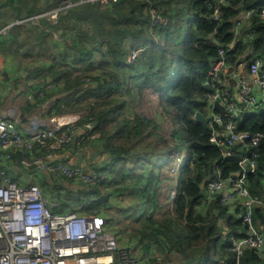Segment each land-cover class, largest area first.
<instances>
[{
  "label": "trees",
  "instance_id": "trees-1",
  "mask_svg": "<svg viewBox=\"0 0 264 264\" xmlns=\"http://www.w3.org/2000/svg\"><path fill=\"white\" fill-rule=\"evenodd\" d=\"M240 3L242 10H251V16L250 26L238 38L233 26ZM62 5L64 0H0V28L13 20L5 32H0V44L21 46L24 59L35 58L44 64L45 85L37 93L36 103L55 97L47 116L81 113V119L68 127L90 123L89 137L67 146L77 150L91 147L103 158V168L97 164L83 168L95 174L93 182L68 179L58 173L67 182L78 184L74 192L65 189L63 206L71 207L67 211L105 217L104 209H115L110 205L111 198L126 195L128 205L116 210L132 209L133 234L140 246L144 245L148 252L154 247L156 252V256H149V264H165L162 258L166 253L177 258L178 264H233V253L225 246L223 223L229 227L227 234L243 235L239 233L240 210L231 212L229 204L220 202V194L209 201L203 196L204 182L218 179V169L222 179L233 176L239 156L236 152L223 157L208 142L204 123L196 121L193 114L206 112L205 96L210 90L203 82L221 47L236 39L234 50L226 52L230 65L248 48V57L260 56L264 60V18L259 16L264 0H229L227 5L215 0L85 1L60 9L56 23L44 17L38 19V24L29 20L16 22ZM214 6L219 7L217 21L210 20ZM150 10L159 13L164 22L151 26ZM252 32L253 37L242 42L241 36ZM139 47L136 60L127 65L128 50ZM138 58H142L140 66ZM128 86L156 93L163 113L172 120L169 134L160 132L158 126L145 131L151 123L147 119L119 116L124 106L120 97ZM215 110H222L218 101ZM111 121L115 124L109 126ZM68 127L59 130L68 132ZM263 127L264 110L245 114L239 123V129L250 132ZM53 152L58 153L37 143L30 151H16L7 172L13 174L12 163L22 166V159L40 157L47 162H68L61 156L50 160ZM172 152L179 154L178 161L182 163L176 172L177 196L169 208L159 203L157 186L164 166L176 163H171ZM257 152V168L248 173L247 182L250 193L263 198L264 138ZM118 163H122L119 172L109 175ZM24 168L38 170L35 166ZM40 170L39 187H48L52 198L59 196L63 187L53 182V171ZM252 216L264 233L262 209L256 206ZM239 264H264V257L258 251L245 249Z\"/></svg>",
  "mask_w": 264,
  "mask_h": 264
},
{
  "label": "built area",
  "instance_id": "built-area-1",
  "mask_svg": "<svg viewBox=\"0 0 264 264\" xmlns=\"http://www.w3.org/2000/svg\"><path fill=\"white\" fill-rule=\"evenodd\" d=\"M85 1L106 3L115 0H64V5L60 8L33 15L24 21L29 20L35 24L40 17H44L51 23H56L60 9ZM215 1L220 5L229 3V0ZM238 7L242 8L241 3ZM218 8L213 7L210 20L219 19ZM150 14L152 23L164 21L154 10ZM250 14L251 10L239 11L233 26L236 37L239 38L241 26L249 23ZM259 16L264 18V9ZM5 30L3 28L1 32ZM253 35V32L247 33L240 39L244 42ZM235 41L236 39L218 50V58L203 82V85L211 88L205 96L206 112L203 115L207 119L204 125L208 142L216 146L225 158L237 152L238 168L226 180L221 178V170L218 169V179L204 182L203 199L209 201L220 194V202L229 204L231 212L235 208L240 210V229L244 228L246 232L239 233L243 235L227 234L229 227L223 223V230L227 235L225 246L233 253V264H239V258L245 249L258 251L264 257V233L252 216L256 206L264 212V197L251 194L247 182L248 172L253 173L257 168V149L264 138V127L255 132L242 130L239 129L238 120L242 114L251 113L256 106H264V60L260 56L248 57L251 52L248 48L241 58L244 62H249L247 75H240L226 61V52L234 50ZM138 52L139 49L128 50L125 63L130 65L134 62ZM224 74L230 77L237 75L236 85L232 87L225 84ZM233 94L238 98H234ZM217 99L224 103V111L215 110ZM90 127V123H85L77 128L68 127V132H60L61 127L57 125L33 126L24 132L17 121L0 111V264H136L139 260H144L143 264H149L146 256L138 260L132 244L119 243L118 233L107 226L104 216L80 213L77 210L54 212L53 204L50 203L52 207L48 208L47 198L39 185L32 180L34 171L29 172L31 179L25 182L18 179L20 175L7 172L16 151H30L37 143L47 150L59 152L66 144L72 141L80 144L89 137ZM20 162L24 167L35 166L38 169L58 172L72 180H95L94 173L66 163L47 162L40 157L31 161L22 159ZM175 179L167 191L171 208L177 196ZM148 255L156 256L154 247L149 249Z\"/></svg>",
  "mask_w": 264,
  "mask_h": 264
},
{
  "label": "rangeland",
  "instance_id": "rangeland-1",
  "mask_svg": "<svg viewBox=\"0 0 264 264\" xmlns=\"http://www.w3.org/2000/svg\"><path fill=\"white\" fill-rule=\"evenodd\" d=\"M102 4H104V3H102ZM150 12H152V10ZM154 24L155 23H152V17H151L150 25L153 26ZM53 35L56 39L57 35H55V33H53ZM59 40H61L60 37H59ZM138 49L141 50V47H139ZM141 59L140 58L137 59V61H136L137 66L141 65V63H142ZM137 68H139V67H137ZM120 98L124 100V106L121 110L118 111L119 116L126 117L129 119L130 118L147 119V120L151 121V123H149L150 126L147 129H145V131L152 129V127L156 128V126H158L160 132L165 133V134H169L170 129L172 127V120L170 119V117L167 114L163 113V110L161 109V107L158 103V97H157L155 92L148 90V89L140 90L139 88H136L135 86L130 88V86H128L127 88L124 89V93H122ZM262 109H263V107H260L256 111L261 112V111H263ZM80 114L81 113L72 114L75 117L72 120L73 122L69 123V124L72 125V124L77 123L82 117ZM65 122H67V121H65ZM65 122L63 121V123H65ZM63 123L62 124H53V125H60L59 127H62V126L68 127L69 126L68 123H65L64 125H63ZM114 124H115V121H111L109 126L114 125ZM67 145L68 144H66L64 146V148L61 149L58 153H60L61 151L62 152L66 151L68 149ZM90 148L91 147L77 150L78 152H76V153L79 154V156H80L79 160H75V159H78L77 154H75L76 156L71 155L72 161L68 160V162H59V163H66V164H69L72 166H76L80 169L84 168V170H87L86 165H88L91 168V166L94 164H97V166H100L101 168H103L104 163L101 162L103 158L101 156H97V153H94V151L91 150ZM171 154H173V157H171L173 159L171 163L176 162V163H178V166H176V163L174 164V166H169V167H167L168 165H165L163 168V172L160 175V179H159L158 186H157L158 187L157 192H158L159 203L168 205L169 208H171V207H170V203H169L170 201L168 199L167 191L171 188V185H172L171 179L176 178V172L178 171V169L180 168V165L182 163L181 160L178 161V156H179L178 153L172 152ZM182 154H185V153H183V151H182ZM91 157H93L94 159H92ZM183 158H185L184 155H183L182 159ZM15 164L12 163V169L15 171V172H13V174L20 175V176H18V179L20 181L25 182L28 179L30 180L31 177L28 174L31 170H27L23 166H17ZM121 167H122V163H118L116 168L113 169V171L109 175L113 176V175L117 174L119 172V170L121 169ZM105 170H108V169H105ZM33 171H34V175L32 177L33 178L32 180L39 185V182L37 181V179H38L37 175L41 174L42 170L38 169L36 171L35 170H33ZM106 172L107 171H104L103 173L105 174ZM52 180H53V182H55V184L62 185L63 190L58 192L59 196L52 198L53 194L51 193L49 188L46 187L43 190L42 187L40 186L42 192L44 193V196L47 198V201L49 202L48 208L51 209L52 206L50 203H52L53 204L52 211L58 212V213L67 212V210H70L71 207H66V206L64 207L63 206V200L65 199V196H64L65 189H69L72 192H74L76 190V188H78V184H77V182H74V181L73 182H67L66 181L67 179L63 178L61 175H59L58 172H53ZM129 181H130L129 178L126 179L127 183H129ZM52 188H54V187L52 186L51 189ZM56 188H58V187H56ZM128 203L129 202H128V198L126 195H124L122 197H120L119 195H116V196H113L111 198L110 205H112V206L114 205L113 207H115V209L112 210L110 208H107V209L103 210L105 213L104 214L105 217H107V226L118 233V240H119V243L121 245H125V244L130 243L134 246V252H135L138 260L141 259L143 256H146L149 260L150 255H148L149 252H148L147 248H145L144 245L140 246V243H139L140 241L133 234L132 225L134 223L132 222V219L130 218L132 209L127 208V211L120 210V209L116 210L117 207L118 208L125 207L128 205ZM74 206L78 207L75 204H74ZM155 214L158 215V213H155ZM146 261H147V259H146ZM162 261L165 264H178L177 258H175L173 255H171L169 253H166L165 255H163ZM136 264H140V260L137 261Z\"/></svg>",
  "mask_w": 264,
  "mask_h": 264
},
{
  "label": "crops",
  "instance_id": "crops-1",
  "mask_svg": "<svg viewBox=\"0 0 264 264\" xmlns=\"http://www.w3.org/2000/svg\"><path fill=\"white\" fill-rule=\"evenodd\" d=\"M250 16L248 19L249 23L243 24L240 28V32L250 26ZM12 22L13 20L5 22L4 26L0 28V32L3 28H9L13 24ZM16 22H22V20ZM34 23L38 24V21ZM7 37L8 35L6 38ZM24 55L25 53L21 46H11L10 43L0 44V111L17 121L18 125L24 130V132L26 129L33 126H53V124H62L61 121H57L56 118L64 115H46V112L49 111L55 97L47 100L43 104L36 103V95L45 85L43 83L44 64L41 61L35 60V58L32 60H26L24 59ZM29 55L31 54L29 53ZM32 55V57H34L36 54L34 53ZM244 55L245 53L239 56L237 60L239 58L241 59ZM236 61L231 65V68L236 70V72L239 71L240 75L243 74L246 76L248 61L244 62L242 60L239 65L236 64ZM224 79V83L229 84L232 87L235 86L238 81L233 76L230 77L227 74H224ZM48 80L49 78L47 77V81ZM233 96L234 98H238L235 94H233ZM219 105L224 111V103H222L221 100L219 101ZM260 107H263L262 110H264V106H256L252 112ZM244 115L245 113L238 118L239 123L243 120ZM65 116L72 117L74 115L66 114ZM70 119L71 118L66 117L63 121H69ZM76 152H78L77 149H74L73 146H69L64 153H62V151L60 153L53 152L55 154L51 155L50 160H57L61 156L62 158L72 161L71 155L76 156ZM77 157L78 159L75 160L80 159L79 154H77ZM143 263L144 260H141L140 264Z\"/></svg>",
  "mask_w": 264,
  "mask_h": 264
},
{
  "label": "water",
  "instance_id": "water-1",
  "mask_svg": "<svg viewBox=\"0 0 264 264\" xmlns=\"http://www.w3.org/2000/svg\"><path fill=\"white\" fill-rule=\"evenodd\" d=\"M237 10L238 11H241L242 10V8L241 7H238L237 8ZM242 60L239 58L237 61H236V64H238V63H240ZM248 64H249V62H247V66H248ZM234 78L236 79V80H238V76L237 75H235L234 76ZM208 90H211V88L208 86V85H204ZM218 101H219V99H217ZM62 116V115H61ZM66 117H69V118H71L69 121H67V122H65V123H72L73 121V118L72 117H74V116H62V117H58V118H56L57 119V121H61V123H63V120L66 118ZM194 119L196 120V121H199V122H202V123H207V119L204 117V115L203 114H201L200 112H195V117H194ZM65 123H63V125L65 124ZM234 149V148H233ZM241 233H245L246 232V230L244 229V228H242L241 230Z\"/></svg>",
  "mask_w": 264,
  "mask_h": 264
},
{
  "label": "bare ground",
  "instance_id": "bare-ground-1",
  "mask_svg": "<svg viewBox=\"0 0 264 264\" xmlns=\"http://www.w3.org/2000/svg\"><path fill=\"white\" fill-rule=\"evenodd\" d=\"M58 127L60 126V125H57ZM248 173H250V172H248Z\"/></svg>",
  "mask_w": 264,
  "mask_h": 264
}]
</instances>
